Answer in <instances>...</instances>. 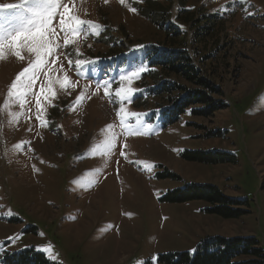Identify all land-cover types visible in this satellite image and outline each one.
<instances>
[{
	"label": "rangeland",
	"instance_id": "374dc122",
	"mask_svg": "<svg viewBox=\"0 0 264 264\" xmlns=\"http://www.w3.org/2000/svg\"><path fill=\"white\" fill-rule=\"evenodd\" d=\"M63 2L100 26L98 34L89 29L58 49L59 60L50 65L53 79L67 75L74 88L53 84L55 95L41 96L39 110L31 95L23 107L9 98L4 109L10 84L34 57L22 50L23 60L10 52L0 59V264L26 249L54 264H162L160 256L193 254L200 240L213 236L254 238L264 250V0H172L173 35L166 39L129 10L141 6L139 0ZM13 12L0 11V20ZM202 14L216 16L214 25ZM206 30L209 37L199 43ZM172 39L202 61V75L227 109L206 119L189 108L165 123L160 112L169 103L150 94L146 60L155 59L157 47L170 48ZM76 60L83 61L79 68ZM133 72L139 75L131 82L121 79ZM42 84L47 87L44 73L33 89L37 95ZM120 87L133 89L129 98L116 96ZM121 108L137 134L121 126ZM10 113L22 115L13 120ZM185 151L219 153L232 162H187ZM187 185L214 186L242 202L245 213L224 220L206 214L204 201H169Z\"/></svg>",
	"mask_w": 264,
	"mask_h": 264
},
{
	"label": "trees",
	"instance_id": "16d2710c",
	"mask_svg": "<svg viewBox=\"0 0 264 264\" xmlns=\"http://www.w3.org/2000/svg\"><path fill=\"white\" fill-rule=\"evenodd\" d=\"M139 1L141 6L136 7V12L154 27L165 32V39L172 37L173 33L169 31L172 25L169 22L172 17V0ZM201 17L204 21H209L211 25H214L216 21V16L213 15L202 14ZM199 19L194 23H199ZM189 21L193 23L192 19ZM209 30L213 29L209 28ZM209 35L207 30L199 34V43L205 39L202 36L209 37ZM174 39L170 48L158 49L157 47L153 50L155 59L149 61L150 59L147 58L149 63L146 60L149 81L155 85L150 87V94L155 97L154 99L169 103L160 112L165 123L171 125L177 122L189 108H192L191 115L206 119L227 109L228 105L220 99L219 89L202 75L199 67L202 61L190 55L187 50L175 47ZM177 80H183L187 84H181ZM226 156L214 152L185 151L181 154L182 159L187 162L207 165L232 162V158ZM193 200L204 201L210 206L204 211L206 214L224 220H233L245 213L240 209L242 202L227 198L216 187L210 185H187L184 189L174 191L169 197L170 202L181 203ZM159 260L162 264H264V250L254 238L213 236L200 240L193 254L163 255L159 257ZM2 263L54 264L33 249L7 254Z\"/></svg>",
	"mask_w": 264,
	"mask_h": 264
},
{
	"label": "snow or ice",
	"instance_id": "6c2138e0",
	"mask_svg": "<svg viewBox=\"0 0 264 264\" xmlns=\"http://www.w3.org/2000/svg\"><path fill=\"white\" fill-rule=\"evenodd\" d=\"M124 4V0H119ZM107 3V0H105ZM62 9V10H61ZM14 10L13 15L0 20V59L6 57L7 53H11L20 60L24 57L21 54L22 50H27L34 58L30 61L29 65L24 67L14 78L10 84L3 108L9 107V98L14 97V102L18 103L21 107L25 105L26 98L31 95L36 100V107L41 108L40 97L45 93L54 96L53 84L58 83L61 89L74 88L75 84L70 81V78L65 75L63 79L56 77L53 79L51 73L56 69L51 68L50 65H56L59 60L58 49L67 47L74 42V38L84 33L87 36L89 29H97L98 34L100 26L88 20H82L76 15L71 13L67 3L63 0H20L19 3L0 4V11ZM130 11L135 12L136 9L130 8ZM59 26V33L56 31L53 21L57 19ZM87 25L88 29L83 26ZM62 34V35H61ZM62 39L63 43H60ZM83 61L76 60L75 67L79 68ZM69 65L72 61L69 60ZM61 64V69H62ZM41 73L47 76V87L42 84L40 86L39 95L33 90L36 82ZM139 72H133L130 76L121 77L122 80L136 78ZM105 95H109L108 85L105 84ZM133 89L131 87H120L116 90V96L121 100L129 98ZM84 98L83 93L77 96L75 103L79 104ZM13 120L17 119L22 113H10ZM120 117L121 126L128 134H137L131 126L126 124V116L128 115L123 108L117 112ZM40 124L46 126V121L37 116ZM113 126L108 125L107 128L111 129ZM115 135L106 139L103 144L105 151H110L115 143ZM17 148L20 145L16 146ZM124 153H121L123 155ZM147 166V165H146ZM44 251H50L45 248Z\"/></svg>",
	"mask_w": 264,
	"mask_h": 264
}]
</instances>
